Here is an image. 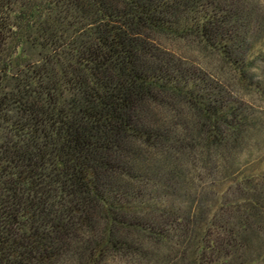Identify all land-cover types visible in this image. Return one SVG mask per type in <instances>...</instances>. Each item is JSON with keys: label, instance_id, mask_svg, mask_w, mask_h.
<instances>
[{"label": "trees", "instance_id": "1", "mask_svg": "<svg viewBox=\"0 0 264 264\" xmlns=\"http://www.w3.org/2000/svg\"><path fill=\"white\" fill-rule=\"evenodd\" d=\"M0 264H264V0H0Z\"/></svg>", "mask_w": 264, "mask_h": 264}, {"label": "rangeland", "instance_id": "2", "mask_svg": "<svg viewBox=\"0 0 264 264\" xmlns=\"http://www.w3.org/2000/svg\"><path fill=\"white\" fill-rule=\"evenodd\" d=\"M165 44L175 51L178 56L181 55L182 57L185 56L191 58V61L195 62L196 66H201L202 64L211 66L215 65L212 51H207L197 42H191V40H187L186 42L173 40L172 43L165 42Z\"/></svg>", "mask_w": 264, "mask_h": 264}]
</instances>
